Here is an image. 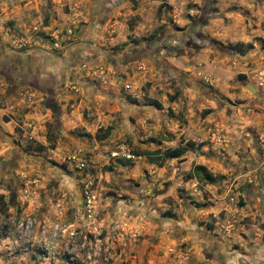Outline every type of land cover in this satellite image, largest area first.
<instances>
[{
	"label": "rangeland",
	"instance_id": "rangeland-1",
	"mask_svg": "<svg viewBox=\"0 0 264 264\" xmlns=\"http://www.w3.org/2000/svg\"><path fill=\"white\" fill-rule=\"evenodd\" d=\"M263 26L264 0H0V264H264Z\"/></svg>",
	"mask_w": 264,
	"mask_h": 264
},
{
	"label": "trees",
	"instance_id": "trees-1",
	"mask_svg": "<svg viewBox=\"0 0 264 264\" xmlns=\"http://www.w3.org/2000/svg\"><path fill=\"white\" fill-rule=\"evenodd\" d=\"M263 30H264V26H263ZM240 79L243 77L241 75L238 76ZM49 94V97H50V92L47 91ZM49 100H46L45 101V104H47V107L51 110V114L52 116L54 117V119L56 120L57 119V112H56V108L54 106H50L48 105ZM153 105L156 107V108H159V104L156 103V102H153ZM106 133L108 134L109 133V129L106 128ZM199 145H197L198 147ZM193 148V144L192 142H186L185 143V146L184 147H177V148H174V149H171V150H168L164 153V156L167 157V158H177L184 150L186 149H192ZM42 149V146H37V150L40 151ZM154 154H156V152H153ZM154 158H151L150 161H154L156 159ZM193 171H194V174L195 175H200L201 173L204 172V169L201 167V166H195L193 168ZM201 176L208 182V183H212V178L209 174H201Z\"/></svg>",
	"mask_w": 264,
	"mask_h": 264
},
{
	"label": "flooded vegetation",
	"instance_id": "flooded-vegetation-1",
	"mask_svg": "<svg viewBox=\"0 0 264 264\" xmlns=\"http://www.w3.org/2000/svg\"><path fill=\"white\" fill-rule=\"evenodd\" d=\"M3 65H4V64H3L2 62H0V67H1V68L3 67ZM6 65H7V64H6ZM6 65H5V67H6ZM8 66H9V65H8ZM5 67H4V68H5ZM8 69H9V68H8ZM6 70H7V69H6ZM0 73H2V74L4 75V77H5V79L8 81V77H7V75H6L7 73L2 72V71H1ZM28 84L33 85V83H30V82H28Z\"/></svg>",
	"mask_w": 264,
	"mask_h": 264
},
{
	"label": "water",
	"instance_id": "water-1",
	"mask_svg": "<svg viewBox=\"0 0 264 264\" xmlns=\"http://www.w3.org/2000/svg\"><path fill=\"white\" fill-rule=\"evenodd\" d=\"M248 88V90H250V91H254V89L253 88H251V87H247ZM260 180V179H259ZM263 190H264V188H263Z\"/></svg>",
	"mask_w": 264,
	"mask_h": 264
}]
</instances>
